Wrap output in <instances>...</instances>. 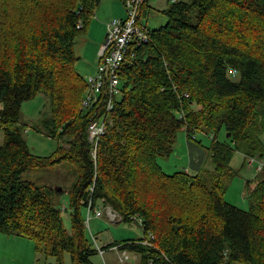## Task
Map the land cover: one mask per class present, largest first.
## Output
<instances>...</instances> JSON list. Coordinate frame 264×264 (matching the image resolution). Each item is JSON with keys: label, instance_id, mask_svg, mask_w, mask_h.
<instances>
[{"label": "trees", "instance_id": "obj_1", "mask_svg": "<svg viewBox=\"0 0 264 264\" xmlns=\"http://www.w3.org/2000/svg\"><path fill=\"white\" fill-rule=\"evenodd\" d=\"M100 2L0 0V233L33 240L55 264L65 253L94 264L84 216L94 182L95 202L125 221L139 216L155 236L151 248L128 239L105 249L122 244L137 264H165L164 256L174 264H264V177L252 187L245 181L247 210L224 199L233 154L245 167L249 157L264 161V0H172L166 24L132 43L118 70L120 92L94 164L86 128L103 98L94 111L81 108L87 84L74 46ZM39 92L51 114L37 127L59 142L49 156L30 151L19 122L21 104ZM181 129L210 136V170L163 171L158 158L174 152ZM63 161L76 173L69 228L52 188L23 179L29 168Z\"/></svg>", "mask_w": 264, "mask_h": 264}, {"label": "rangeland", "instance_id": "obj_2", "mask_svg": "<svg viewBox=\"0 0 264 264\" xmlns=\"http://www.w3.org/2000/svg\"><path fill=\"white\" fill-rule=\"evenodd\" d=\"M120 2V0H117ZM172 0H147L141 15V21L147 28H157L163 26L167 22V17L163 13ZM108 6L110 3H106ZM105 6H103L104 8ZM125 12V9H124ZM85 32H83L84 34ZM85 35V34H84ZM80 37V36H79ZM79 37L74 46L75 55L78 57L76 71L83 77L89 73L85 66L90 63V51L85 45L86 38L80 42ZM82 38V37H81ZM82 69V71L80 70ZM85 70V71H84ZM50 98L47 94L39 92L33 97L25 100L19 110V122L24 139L30 151L38 156H49L59 145L56 139L46 136L40 131L37 125L41 118L50 115ZM224 137V132L219 138ZM68 138L62 141L64 146L69 144ZM210 136L202 133H195L192 137H188L183 129L179 130L174 143V152L167 157L158 158V163L163 171L171 174L176 170L186 169L189 173H204L210 170L212 163L210 162L209 153L205 148L209 144ZM4 141V131L0 129V144ZM200 141V142H199ZM244 158L240 153L233 154L230 167L235 173L227 179L224 199L239 207L247 210L251 201L247 197V187L245 181H249L252 187L257 181L264 177V167L257 170L256 165L243 166ZM23 179L34 182L38 186H43L45 190L55 193L52 203L55 207L62 210V218L66 228H69V218L66 211L69 202L70 189L73 181L76 179L74 166L67 161L55 164L50 167H33L29 168L23 174ZM55 187H61L62 190L55 192ZM98 207L103 205L105 209L110 207L103 203V200L95 202ZM104 209V208H103ZM85 220L87 212L84 210ZM120 215V214H118ZM121 216V215H120ZM89 218V230L102 246L109 244L111 241L120 242L128 239H138L143 237L144 233L136 220L113 222L106 211H103L99 218L91 215ZM87 231L89 237V231ZM132 256V254H129ZM94 264H124L120 262L116 252L107 250L104 257L101 258L97 254L91 257ZM132 261V259L130 260ZM128 261V262H130ZM127 262V263H128ZM137 264L138 259L133 261ZM0 264H55L53 257H42L34 250L33 240L18 236L0 233ZM64 264H84L73 263L69 254L64 255ZM231 264H248L245 262L234 261Z\"/></svg>", "mask_w": 264, "mask_h": 264}, {"label": "built area", "instance_id": "obj_3", "mask_svg": "<svg viewBox=\"0 0 264 264\" xmlns=\"http://www.w3.org/2000/svg\"><path fill=\"white\" fill-rule=\"evenodd\" d=\"M144 2L145 0H124L123 5L125 8V17L123 19L113 18L107 23L105 39L98 50L99 62L96 70L93 74L84 77L87 84V90L81 98V108L94 111L98 101L103 98L101 108L94 111V115L89 118L86 128L87 138L90 143V155L94 164H96L97 161L99 141L106 134L108 126L111 124L110 113L114 108L115 100L120 92L118 70L132 43L140 45L149 40L148 28L139 20L141 5ZM77 26L81 27L82 24L79 23ZM233 72H235V70ZM249 165L253 167L256 165L257 170H259L264 167V161L259 158L249 157L247 166ZM89 190L90 198L87 200V219L85 225L90 233L89 235L97 254L103 258L105 252L108 249H112L116 252L120 262L124 264H134L128 262L131 259L129 256L130 252L127 250H121L122 244H115L110 248L105 249L104 246L100 245L97 239L92 235L88 228V217L91 215L99 218L102 216L103 211H106L108 217L113 222L121 221L122 217L111 207L105 209V206L103 205L102 207V204L100 207L97 206L92 199L94 182ZM134 220L138 222L141 228L143 227V221L139 216H134ZM143 235V237L138 238L135 242L151 248L155 237L154 234L151 231H146ZM164 258L166 260L165 264H174L167 257L164 256ZM149 264L158 263L153 259H150Z\"/></svg>", "mask_w": 264, "mask_h": 264}, {"label": "crops", "instance_id": "obj_4", "mask_svg": "<svg viewBox=\"0 0 264 264\" xmlns=\"http://www.w3.org/2000/svg\"><path fill=\"white\" fill-rule=\"evenodd\" d=\"M146 2L147 0H145L144 2L143 9ZM106 3H110L109 6ZM103 6L105 7L103 8ZM124 9H125L124 5L121 1L118 2L117 0H101L99 6L93 13L92 19L90 20L89 24L87 25L84 31L85 35L81 34L79 40L80 42H82L86 38L84 43L91 54L90 55L91 61L85 66L87 71L84 70L85 72L89 73L88 75L93 74L98 65L99 62L98 50L100 49L105 39L107 23L113 18L123 19L126 15ZM80 70L82 71V69ZM109 251H114V250L110 249ZM130 254H132V256H130L132 261H130L131 259L129 261L134 263L133 261L134 260L136 261L138 259V254L134 252H130Z\"/></svg>", "mask_w": 264, "mask_h": 264}, {"label": "water", "instance_id": "obj_5", "mask_svg": "<svg viewBox=\"0 0 264 264\" xmlns=\"http://www.w3.org/2000/svg\"><path fill=\"white\" fill-rule=\"evenodd\" d=\"M228 135H229V133H228ZM54 189H55V192H58V191H61L62 190L61 187H55Z\"/></svg>", "mask_w": 264, "mask_h": 264}]
</instances>
